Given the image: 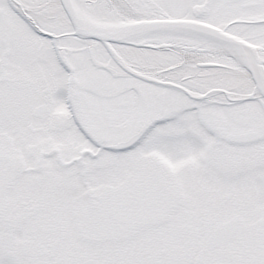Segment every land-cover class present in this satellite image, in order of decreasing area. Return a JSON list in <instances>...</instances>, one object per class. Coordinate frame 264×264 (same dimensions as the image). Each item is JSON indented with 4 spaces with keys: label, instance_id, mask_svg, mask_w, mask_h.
<instances>
[{
    "label": "snow or ice",
    "instance_id": "1",
    "mask_svg": "<svg viewBox=\"0 0 264 264\" xmlns=\"http://www.w3.org/2000/svg\"><path fill=\"white\" fill-rule=\"evenodd\" d=\"M0 264H264V0H0Z\"/></svg>",
    "mask_w": 264,
    "mask_h": 264
}]
</instances>
